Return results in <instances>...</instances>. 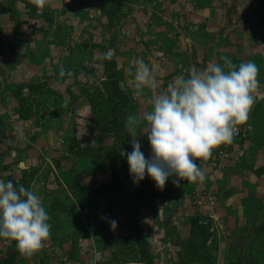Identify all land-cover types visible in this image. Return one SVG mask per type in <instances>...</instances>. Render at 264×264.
<instances>
[{"label": "rangeland", "instance_id": "obj_1", "mask_svg": "<svg viewBox=\"0 0 264 264\" xmlns=\"http://www.w3.org/2000/svg\"><path fill=\"white\" fill-rule=\"evenodd\" d=\"M7 1L0 0V8L13 16L11 21L0 10V180L40 196L50 215L51 235L30 259L20 255L14 241L0 238V264H92L97 253L101 259L96 264H264V0H50L42 12L47 16L35 20L28 13L35 11L31 0H13L6 7ZM118 2L122 5L116 13ZM106 8L119 18L116 25L107 27ZM86 40L89 46L100 41L103 50H93L85 60ZM107 50L114 52L125 73L124 86L131 88L137 105L131 114L151 110V97L195 66L217 62L220 56L237 65L255 62L256 102L247 124L239 126L246 137L213 150L225 148L228 160L212 155L198 162L206 175L202 183L181 181L177 187L170 177L159 190L146 175L134 186L126 160L121 173L110 177L105 172L91 187L86 173L92 162L101 166L104 161L92 152L116 140L87 141L89 151L83 147L82 157L68 156L73 136L86 144L84 136L91 135L84 120L74 123L87 113L86 94L73 95V103L62 91L76 89L74 80L87 82L85 88L79 86L88 88L85 93L99 86L104 75L90 71L98 70L94 61ZM138 58L149 65L158 85L139 97L130 75ZM80 66L89 69L86 75ZM61 68L72 69V75L61 77ZM31 79H50L47 83L62 92L64 101L58 107L51 97H36L33 103L44 107L21 119L27 110L25 96L16 97L17 90ZM138 136L140 144L147 140L143 126ZM131 139L125 152L132 151ZM99 183L104 185L93 195ZM194 219L209 235L190 231ZM107 234L117 244L113 255L106 256L95 239Z\"/></svg>", "mask_w": 264, "mask_h": 264}, {"label": "clouds", "instance_id": "obj_2", "mask_svg": "<svg viewBox=\"0 0 264 264\" xmlns=\"http://www.w3.org/2000/svg\"><path fill=\"white\" fill-rule=\"evenodd\" d=\"M38 9L46 7L50 0H31ZM114 52L109 50L104 59L111 60ZM222 61V63H221ZM259 68L253 61L239 65L227 56L219 61L193 67L187 77L180 75L168 83L167 89L152 96L151 110L126 117L125 129L131 137L132 151H121L127 157L129 174L134 185L147 175L163 190L170 177L174 185L204 182L205 171L198 162L217 156L221 145L231 144L247 124L256 102L259 87ZM59 75L71 76L61 68ZM133 77V94L145 95V90H155L157 81L143 59H136ZM143 126V135L150 145V156L141 151L138 130ZM244 134V133H243ZM226 160L229 154L226 153ZM50 215L40 196L9 180H0V238L14 241L16 249L26 259L40 252L50 239ZM117 222H111L115 230ZM101 259L95 255L92 264Z\"/></svg>", "mask_w": 264, "mask_h": 264}, {"label": "trees", "instance_id": "obj_3", "mask_svg": "<svg viewBox=\"0 0 264 264\" xmlns=\"http://www.w3.org/2000/svg\"><path fill=\"white\" fill-rule=\"evenodd\" d=\"M124 1V0H123ZM121 1V2H123ZM121 2L116 3V8L117 11L116 13L119 11L120 7H121ZM8 6H11L12 4H14L13 0H9L7 1ZM31 7V6H30ZM34 10L36 11V7L33 6ZM32 8V9H33ZM30 9V8H29ZM0 10H2L5 14H7L8 16L6 17L9 20H13V16L10 14L9 10H7L6 8H4V6H2L0 8ZM113 8H106L104 9V14L106 15V17L108 18L107 21V27L110 25L113 26L117 24L119 18H116V14L113 13ZM33 12L31 13L30 10L28 11L29 15L33 16V20H35L38 16L40 17H45L47 16L46 13H44L43 15V9L40 10V14H37V12ZM45 11V10H44ZM121 14V11H120ZM36 16V17H35ZM86 18V17H85ZM21 21L18 20V24ZM37 23H39L38 21H36ZM23 23H28L23 22ZM105 24V23H104ZM16 40V39H15ZM20 41V40H19ZM99 43V44H98ZM101 42H93V44L91 46H89V42L86 40L84 42H82V47H84V49L87 50V54L85 53L84 59H90L88 56L91 55L92 51L95 49H99V48H103L102 47V43ZM28 48V46H27ZM103 50V49H102ZM108 52V50L106 51ZM105 54V51H104ZM104 54L103 56H101V58L96 61H94L95 64H97L96 66H100L98 67V70L95 68H93V70L90 71V73H94L95 70L98 73V71L101 72V75H104V77H100L101 78V83L99 84V86H94L92 87V90L90 93H85L88 89H83L82 87L79 86H83L84 88L86 87L87 82L86 81H78V80H74L77 86L76 89H72V87H65L64 91L65 94L67 95V97L69 96L70 99L73 101V103H76L74 101L73 95L75 94H86V106L88 108L85 107V109H87V113H85V116H83L84 119H80V118H76L74 120V123L76 125H79V121L78 120H84L82 122V124L84 126L88 125L89 128V132L91 135L90 138H87L84 136L85 140H86V144L83 143L84 140L83 139H79L75 136H73L69 141V147L67 148L68 152L70 153L68 156L71 157H82L80 156L83 152L84 148L86 147V152H88V144L96 141V142H101V139H108L113 138V140H116L114 142V144H110V145H104V147H100L97 148L96 150H94V152H92V154L94 155H98V156H102L104 158V161L102 163H100L101 166H98L97 163L92 162V166H91V170L88 171L86 174H88V176L90 177L91 180V187L96 179L97 176L99 175H103L105 172L106 174H109L110 177H114L116 174L121 173V166L122 164L127 160L126 156H121L120 153L121 151H126L127 149H129V140L130 137L128 136V133L125 129V121H126V117L130 114L131 110H134V108L137 107L136 102L133 100L132 101V95H131V88L127 85L124 86V78H125V73L122 72V70H120V68L117 67V63L115 61L114 58H112L111 60H106L104 59ZM88 55V56H87ZM82 56V58H83ZM48 58V57H47ZM49 62H50V58ZM89 61V60H88ZM82 68V69H81ZM67 69V68H66ZM80 73H83L84 75L87 74V71L89 70L88 68H83V66H80ZM101 69V70H99ZM72 70V69H70ZM67 70V71H70ZM95 72V73H96ZM92 73V74H93ZM89 74V73H88ZM94 75V74H93ZM92 75V76H93ZM48 78L51 79V77L47 76ZM76 77V76H75ZM48 79V80H50ZM48 80L44 83H36L34 80L32 81V79L26 83L25 85H22L18 88V94L16 95V97H18L20 94H22V97H24V107L27 115H22L20 116L21 119H26L27 117L30 118L31 116H33V113H38L39 109H42L44 106L40 107V101H34L33 103V99L36 97H47V98H52V101L54 102V104L58 105V107L62 106V103L64 101V98L62 96V92L60 91H56L55 88L53 87V85H49L47 82ZM87 80H89V77L87 78ZM83 84V85H82ZM49 87H48V86ZM23 89H25V91L23 92ZM71 90V92H67L68 90ZM24 95V96H23ZM33 103V105H31ZM83 110V109H81ZM34 111V112H32ZM40 112V111H39ZM27 118V119H28ZM73 121V120H72ZM74 125V124H73ZM92 126H96L97 127V131L93 130ZM94 133V134H92ZM100 133V134H98ZM138 135H140V130H138ZM127 139H129L127 141ZM140 140H142V138L140 137ZM89 143H88V142ZM143 143L142 147H141V151L144 153L145 157H149V154L151 152L150 149V145L148 143L147 140L143 139L142 140ZM82 143V146H80ZM116 143V144H115ZM93 155V156H94ZM57 164V162H56ZM114 183V182H112ZM99 183V187H93V195L99 194V190L101 188V186L104 185ZM111 184V183H110ZM113 187H116V185H112ZM244 208L248 210V206L246 208V206L244 205ZM192 224L190 225V231L193 232H198V235L203 236L204 234L209 235L207 232L203 231V229L200 226V223L198 221H196V219L191 221ZM79 234L81 232V230L79 231ZM82 235V234H80ZM79 237V236H78ZM205 241V240H204ZM95 242L98 243V247L99 250L104 252L107 256L108 252H111L113 255V251L112 248H116V244L115 239H113L109 234H107L105 237L102 238H96ZM120 244V243H118ZM79 248H74L73 251L75 252L76 250H78ZM111 259V258H110ZM105 260V259H104ZM100 260H97V262ZM109 262V261H108Z\"/></svg>", "mask_w": 264, "mask_h": 264}, {"label": "built area", "instance_id": "obj_4", "mask_svg": "<svg viewBox=\"0 0 264 264\" xmlns=\"http://www.w3.org/2000/svg\"><path fill=\"white\" fill-rule=\"evenodd\" d=\"M244 135H245V134L240 133V131H239V133H238L237 135H235L234 138H243ZM222 153H223L222 151H219L218 154H217V157H218V158H222V157L224 158V157L227 156L226 154H224V155L222 156Z\"/></svg>", "mask_w": 264, "mask_h": 264}, {"label": "water", "instance_id": "obj_5", "mask_svg": "<svg viewBox=\"0 0 264 264\" xmlns=\"http://www.w3.org/2000/svg\"><path fill=\"white\" fill-rule=\"evenodd\" d=\"M133 185H134V183H133ZM134 186H137V185H134Z\"/></svg>", "mask_w": 264, "mask_h": 264}]
</instances>
